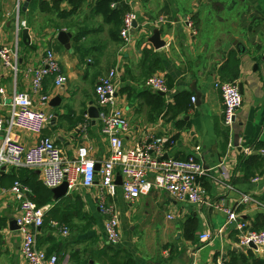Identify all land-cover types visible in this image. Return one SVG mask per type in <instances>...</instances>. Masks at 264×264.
Here are the masks:
<instances>
[{
    "label": "crops",
    "instance_id": "1",
    "mask_svg": "<svg viewBox=\"0 0 264 264\" xmlns=\"http://www.w3.org/2000/svg\"><path fill=\"white\" fill-rule=\"evenodd\" d=\"M14 1L0 0V44L14 47L17 31L20 69L15 81L20 90L29 86L26 67L37 64L46 47L59 56L66 80L61 86H55L51 77L44 81V89L60 100L54 106L48 102L51 118L43 132L55 140L65 157L74 158L80 145L88 148L98 165L109 156L101 118L93 121L86 109L90 102L96 105L98 76L117 66V96L129 120L123 134L126 146L146 144L152 136H167L164 156L186 157L195 154V146L200 145L197 155L206 170L199 182L207 198L232 207L238 220L246 222L245 228H251L256 213L262 210L239 198L244 192L264 196V171L245 175L239 155L263 153L260 149L264 148L257 145L264 138V0H125L138 17L133 41L123 48L119 35L112 33L116 29L113 21L97 9L98 0H83L64 15L59 10H68L69 0H59L57 7L52 0H37L31 7L33 0H28L19 12ZM24 27L29 42L22 37ZM61 29L71 32L69 48L57 39ZM154 29L164 40L158 48L149 40ZM143 47L155 54L143 58ZM230 51L239 58L234 79L242 84V101L225 141L220 132L226 127L223 104L213 82L222 78L220 69ZM152 74L166 79L167 91L159 92L161 99L144 92L145 79ZM13 82L12 71L0 64L5 97ZM183 95L191 104L185 110L179 101ZM14 135L26 144L37 138V134L19 129ZM97 192V184L77 185L62 196H69L71 202L75 197L79 200L76 213L65 222L68 234H62L54 220L33 228L37 246L56 254V264H212L219 256L229 264H264L260 247L238 244L239 229L234 223L225 225L223 209L177 200L156 188L131 201L119 190L109 197L121 224L120 241L110 243L104 232L105 215L97 207ZM0 193V264H27L18 232L9 228L17 201L11 192ZM205 230L212 234L209 240L200 238Z\"/></svg>",
    "mask_w": 264,
    "mask_h": 264
},
{
    "label": "built area",
    "instance_id": "2",
    "mask_svg": "<svg viewBox=\"0 0 264 264\" xmlns=\"http://www.w3.org/2000/svg\"><path fill=\"white\" fill-rule=\"evenodd\" d=\"M23 1H14L17 12ZM137 17V11L132 7L123 15L119 34L125 47L130 46L133 41L134 22ZM17 42L16 31L14 47L0 44V64L8 67L14 77L9 97L3 95L5 92L0 86V170L2 165L39 169V177L46 186L52 188L66 181L67 192L77 185L90 187L97 184V207L105 215L106 239L113 244H117L121 239L120 220L115 203L109 197L113 198L119 190L124 199L131 201L156 188L168 191L177 200L223 209L226 214L225 225L234 223L239 229L238 244L250 246L252 242L264 252V228H245L246 222L238 220L232 207L224 202H212L207 198L206 190L199 182V177L206 170L197 155L200 145L195 146V154L186 157L164 156L167 136H152L146 144L126 146L123 134L129 127V120L117 96V66L100 74L94 86L95 101L101 118V132L108 140L109 156L99 163L98 169L96 160L89 155L88 148L84 145L77 147L74 158L65 157L55 140L43 130L50 122L51 114L46 110V106L52 97V94L44 89V81L51 77L55 86H61L66 80V75L54 49L46 47L40 61L35 65H28L25 69L30 75L28 88L18 89L15 81L20 69ZM144 83L151 90L167 91L166 79L161 74L149 75ZM213 85L220 92L223 104L222 121L230 133L236 109L242 101L238 81L216 78ZM194 99L195 95L192 94L191 100ZM15 129L37 134L35 142L26 144L17 139L14 135ZM260 151L264 152V148ZM117 173L121 176L120 184L116 183ZM226 173V176H229L228 172ZM3 190L11 192L17 201L14 219L18 226L16 231L19 235L20 251L27 264H56L57 255L47 254L36 244L33 228L43 223L44 207L36 206L28 196L29 188L17 179L10 187L2 188ZM239 200L243 203H253L264 210V201L252 193H242ZM53 224L62 234H68L69 227L65 222L54 220ZM217 233H221V229H218ZM211 237L209 230L200 234L203 240H209ZM212 264L229 263L223 256H219Z\"/></svg>",
    "mask_w": 264,
    "mask_h": 264
},
{
    "label": "trees",
    "instance_id": "3",
    "mask_svg": "<svg viewBox=\"0 0 264 264\" xmlns=\"http://www.w3.org/2000/svg\"><path fill=\"white\" fill-rule=\"evenodd\" d=\"M37 0H33L30 4L31 7L35 6ZM41 3H44L40 0ZM71 6L66 11L59 10L60 15H64L66 13H71L76 10L80 3L83 0H69ZM56 7L58 6L59 0H52ZM113 3V4H112ZM97 9L103 11L106 16L113 21L116 26V29L112 31L114 35H119V29L122 24V18L126 11L131 8V3L125 0H98L96 3ZM118 37V36H117ZM122 40V39H121ZM143 58L146 57V54L154 55L155 53L148 49L147 47L142 48ZM156 57L154 58L155 61ZM238 63L239 58L236 57L234 52L228 53V61L225 67L221 68V74L223 79L233 80L238 75ZM233 66V70H229V68ZM144 92H147L148 95H152L157 99H161V94L159 91H151L149 88H145ZM148 90V91H147ZM151 91V92H150ZM192 95V94H191ZM189 99V97H188ZM179 101L180 108L182 110L190 107V103L186 100L185 95L180 97ZM163 103H161L162 105ZM224 140L228 138V129L220 130ZM257 145L264 147V138L257 142ZM239 158L241 159V167L244 171L245 175H253L255 172L262 173L264 171V152L263 153H250L248 155L240 154ZM19 180L23 185L29 188L28 196L35 202L37 207H44L43 210V222H50L51 220H59L68 222L71 220L73 215L76 213L77 203L79 202L78 198L75 197V200L71 202L67 199L69 196L54 198L53 191L50 187L46 186L39 177V174L34 171L32 168L23 167V166H10V169L7 171H3L0 173V187H10L14 180ZM257 198L264 201V196L254 195ZM261 209V208H260ZM261 212L256 213L254 220L252 222V229H261L264 228V210L261 209ZM194 223V221H193ZM1 224V222H0Z\"/></svg>",
    "mask_w": 264,
    "mask_h": 264
},
{
    "label": "water",
    "instance_id": "4",
    "mask_svg": "<svg viewBox=\"0 0 264 264\" xmlns=\"http://www.w3.org/2000/svg\"><path fill=\"white\" fill-rule=\"evenodd\" d=\"M28 5V0H24L22 2L21 8L24 10ZM135 24V22H134ZM71 36V32L66 31L64 29H61L58 31L57 33V39L66 47L69 48L70 47V42H69V38ZM22 37L24 40H26V42H29V35H28V28L24 27L22 29ZM149 40L152 42L153 46L158 48L160 46H162L164 44V40L160 39V33L157 29L153 30V33L149 36ZM238 87L239 90H242V84L240 82H238ZM161 92V91H159ZM163 93V92H161ZM60 100V97L58 95L52 96L49 100V104L54 106L57 105L58 102ZM86 113L88 114V116H90L91 118H97L99 116V107L97 105H95L94 103L90 102V105L87 107L86 109ZM52 120V119H51ZM96 168H99L98 163H96ZM5 169V166L2 165L0 173L3 172V170ZM37 173H39V169H35ZM116 183L120 184L121 183V176L119 173H117L116 175ZM53 191V196L55 198H60L62 196H64L65 194H67V183L66 181H63L62 183H60L59 185L52 187L51 188ZM17 224L16 221L14 219V217H11L9 220V228L16 230L17 229ZM250 246H255L252 242H250L249 244Z\"/></svg>",
    "mask_w": 264,
    "mask_h": 264
},
{
    "label": "rangeland",
    "instance_id": "5",
    "mask_svg": "<svg viewBox=\"0 0 264 264\" xmlns=\"http://www.w3.org/2000/svg\"><path fill=\"white\" fill-rule=\"evenodd\" d=\"M123 46V44H122V42H121V47ZM123 48V47H122ZM58 58H59V56H58ZM121 107H122V105H121ZM76 187V186H75ZM1 194V193H0ZM2 197H0V211H1V207H2ZM119 227L121 228V224L119 223Z\"/></svg>",
    "mask_w": 264,
    "mask_h": 264
}]
</instances>
